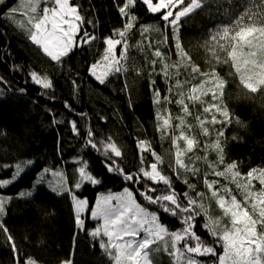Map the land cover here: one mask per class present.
Segmentation results:
<instances>
[{
	"label": "snow or ice",
	"instance_id": "snow-or-ice-1",
	"mask_svg": "<svg viewBox=\"0 0 264 264\" xmlns=\"http://www.w3.org/2000/svg\"><path fill=\"white\" fill-rule=\"evenodd\" d=\"M140 2L149 12L159 14L171 29L179 55L178 61L170 63L165 53L154 48V59L150 62L151 71L160 75L168 85L162 94L156 87V80H150L154 103L157 105V131L162 139L171 134L174 159L167 163L171 175L164 167V158L153 150L149 141H137L141 167L133 173L117 159L123 155L122 146L112 142L110 137L107 140L97 139L94 130L89 128L85 133L84 147L101 153L109 173H115L127 184L138 187L126 186L118 193L101 194L94 206L90 207L89 201L79 198L76 192L85 185H100L102 179L90 169L84 158L76 160L77 175L71 183L64 172L46 168L36 185L44 184L45 176L51 173L55 180H48V187L57 195H71L77 227L85 229V220L82 218L85 212L89 213L91 220L98 222V226L88 234L112 264H158L155 254L162 251L172 258V264H264V168L254 167L242 173L237 163L226 162L225 147L220 138L224 136V126L233 121L222 99L226 81L218 75L212 64L214 60L235 69L240 84L247 90L245 99H255L252 94L264 99V0H245L242 10L235 12L228 24L217 27L211 33L210 40L205 41L211 53L207 71H202L191 62L178 35L182 20L197 10H203L206 0H119L116 7L125 18L123 27L115 29L113 35L102 40L103 47L98 58L88 66L90 77L99 85L110 83L112 77L126 75L130 69L138 78L146 75L136 67L134 58L128 55V41L132 39V30L137 20L133 9ZM0 6L7 9L3 12L5 18L26 32L31 43L58 69L63 68L65 58L69 57L74 48L92 46L97 40L94 33L82 28L84 23L92 21H85L79 6L71 0H19L12 7H8V0H0ZM17 14L24 19L17 20ZM144 31L147 29H142L141 35ZM167 39L165 37V41ZM149 47L152 45L149 44ZM189 67L190 72L187 71ZM182 68L185 71L182 72ZM29 76L33 83L45 90L54 88L53 81L45 72L31 71ZM196 80L199 82L193 83ZM6 83L0 77V87ZM73 84H76L75 80ZM209 94L211 100L206 101L204 97ZM0 95L3 93L0 92ZM49 98L55 99L54 95ZM190 102L202 106V113L194 116L201 132L208 135L209 125L216 132L215 142L203 146L205 151L214 149L218 155L217 160L208 163L210 171L204 174L203 183L207 193L197 190L196 183L189 179V175L199 174V167L185 161V157L200 146L196 136L188 134L193 127L187 119L193 116ZM161 104H175L179 107L182 115L176 117L178 124L172 123L171 109L167 114L161 111ZM261 106L264 107V104ZM65 107L72 110L67 102ZM235 122L241 123L239 120ZM217 124L222 127L216 129ZM71 130L75 135H81L76 121L71 122ZM144 153H149L152 161H146ZM188 159L191 161L193 158ZM32 163V160L16 163L11 178L0 179V188H6L16 181ZM209 176L223 178L227 183L209 179ZM174 179L182 181L187 190H176ZM230 185H235V189ZM34 191L35 185L33 191L22 192L20 195L31 198ZM234 192L239 193L241 198L238 199ZM138 196L147 204L139 202ZM10 199L0 196V232L5 235L16 254L14 264H36L31 257L24 260L19 258L22 253L2 222ZM205 199L214 200L222 215L210 213L204 203ZM148 205L156 206L155 210H150ZM162 214L175 218L181 227L170 229L162 222ZM200 228L211 237L210 241L199 234ZM65 264H71V261Z\"/></svg>",
	"mask_w": 264,
	"mask_h": 264
},
{
	"label": "trees",
	"instance_id": "trees-1",
	"mask_svg": "<svg viewBox=\"0 0 264 264\" xmlns=\"http://www.w3.org/2000/svg\"><path fill=\"white\" fill-rule=\"evenodd\" d=\"M18 2L19 0H8V7L16 6ZM71 2L79 6L85 21H92L84 23L82 28L94 33L97 40L92 46L74 48L69 57L65 58L66 63L61 69L31 43L26 32L5 18L3 12L7 9L0 6V77L7 82L0 87V92L3 93L0 95V165H12L0 167V179H10L16 163L22 160L33 161L16 181L6 188H0V196L11 198L6 205L2 222L14 237L22 253L19 257L22 260L31 257L36 264H65L66 261H71V264H112L88 234L98 226V222L91 220L89 213L85 212L82 216L85 229L78 228L71 195L52 192L46 186L47 181L51 180L47 175L44 184H35L46 168L64 172L71 183L77 175L76 160L84 158L90 169L102 179L100 185H85L76 192L79 198L89 201L90 207L94 206L101 194L118 193L126 186L138 187L127 184L115 173H109L101 153L84 147L85 133L89 128L94 130L97 139L107 140L110 137L112 142L122 146L123 155L117 159L130 172H137L141 167L137 148V141L140 139L149 141L153 150L165 162L174 159L171 134L162 139L156 128L157 105L154 103L150 80H156V87L162 94L168 85L160 75L151 71L150 62L154 59V48L165 53L170 58V63L178 61L179 55L171 29L159 14L149 12L140 2L133 9L137 20L136 27L132 30V39L128 41V55L134 58L136 67L146 75L138 78L130 69L126 75L112 77L110 83L99 85L90 77L88 66L98 58L103 47L102 40L113 35L115 29L123 27L125 18L116 7L119 0ZM244 3L245 0H206L203 10H197L182 20L178 33L182 47L191 62L202 71L209 69L211 59L205 41L210 40L211 33L217 27L228 24L232 15L242 10ZM19 17L17 14V20H21ZM142 29H147L143 35ZM165 37L168 38L167 41ZM119 51L118 48L117 53ZM212 64L218 75L226 81L222 99L233 121L224 126V136L220 138L225 147V160L237 163L242 173L254 167L264 168V107L261 106L264 99L257 94H252L255 99H245L247 90L240 84L235 69L214 60ZM31 71L47 73L54 88L45 90L33 83L29 76ZM181 71L185 70L182 68ZM187 71L190 72V67ZM198 82L199 80L193 81ZM45 92L48 94L45 95ZM52 95L55 99L49 98ZM204 99L211 100V94ZM66 102L71 105V111L65 107ZM159 107L164 114L171 109L172 123L178 124L176 117L182 115V112L177 105L161 104ZM190 107L193 116L187 119L193 127L188 134L196 136L200 146L189 153L188 157L193 159L189 161L185 157V161L199 167V174L189 175V179L196 183L197 190L207 193L203 183L204 174L210 171L208 163L217 160L218 155L214 149L205 151L203 146L215 142L216 132L209 125V133L204 135L194 119L195 115L202 113V106L190 102ZM236 120L241 123L237 124ZM72 121L77 122L80 136L72 132ZM221 127L220 124L215 125L216 129ZM144 157L146 161L153 159L149 153H144ZM166 171L171 175L170 171ZM208 178L227 183L223 178ZM34 185L33 197L25 198L20 195L22 192L33 191ZM230 186L235 189V185ZM174 187L180 192L187 190L182 181L175 179ZM234 194H237L238 199L241 198L239 193ZM138 201L147 204L139 196ZM204 203L210 213L222 215L214 200L207 202L205 199ZM148 207L150 210L156 208L152 205ZM200 219L203 222V218ZM162 222L170 229L181 227L175 218L167 214H162ZM199 234L211 240L203 228L199 229ZM155 255L158 264H172V258L167 253L162 251ZM16 258L5 235L0 232V264H14Z\"/></svg>",
	"mask_w": 264,
	"mask_h": 264
},
{
	"label": "rangeland",
	"instance_id": "rangeland-1",
	"mask_svg": "<svg viewBox=\"0 0 264 264\" xmlns=\"http://www.w3.org/2000/svg\"><path fill=\"white\" fill-rule=\"evenodd\" d=\"M19 19H24V17H19ZM94 79V78H93ZM95 80V79H94ZM188 156H189V154H188ZM167 163L168 162H165V168L167 169V167H166V165H167ZM168 171H170V169H167ZM171 172V171H170ZM47 176L51 179V180H55V178H53L52 176H51V173L49 172L48 174H47ZM39 178V177H38ZM36 185V184H35ZM46 185V184H45ZM47 187H48V185H46ZM257 187H259V186H257ZM49 188V187H48ZM50 189V188H49ZM209 195H210V193H209ZM207 202H208V199H207ZM72 204H73V202H72ZM73 208H74V205H73ZM156 256V255H155Z\"/></svg>",
	"mask_w": 264,
	"mask_h": 264
}]
</instances>
